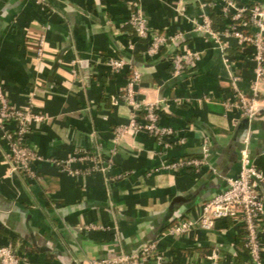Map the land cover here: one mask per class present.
<instances>
[{"label": "crops", "instance_id": "crops-1", "mask_svg": "<svg viewBox=\"0 0 264 264\" xmlns=\"http://www.w3.org/2000/svg\"><path fill=\"white\" fill-rule=\"evenodd\" d=\"M128 1L0 0V83L12 107L43 116L28 136L40 157L34 165L37 180L12 173L8 141L0 133V247L10 244L21 264H81L158 241L165 264L242 262V234L230 219L209 230L197 228L189 237L164 233L179 217L197 216L201 203L238 175L248 130L252 158L264 172V111L249 121L226 107L233 98V74L240 76V88L250 91L254 49L239 50L231 40L225 56L194 32L202 12L212 20L220 15L201 6L208 0H141L152 29L169 37L182 33L187 39L182 48L198 53L193 69L172 77L167 56L173 48L152 59L144 56L147 42L137 40L127 23ZM236 1L264 5V0ZM215 22L218 30L226 23ZM41 38L46 55L39 60ZM112 58L141 71V98L159 104L161 123L179 130L184 146L163 153L146 131L130 128L115 140V128L131 122L121 98L130 72L112 74L107 65ZM258 90L264 96V81ZM205 136L217 173L207 167L200 173L161 169L165 159L200 155ZM77 150L98 156L108 171L74 174L56 164Z\"/></svg>", "mask_w": 264, "mask_h": 264}, {"label": "built area", "instance_id": "built-area-1", "mask_svg": "<svg viewBox=\"0 0 264 264\" xmlns=\"http://www.w3.org/2000/svg\"><path fill=\"white\" fill-rule=\"evenodd\" d=\"M44 3L45 0H38ZM131 8L128 25L132 28L137 40L146 41L143 52L148 59L160 55L163 49L172 47L167 60L172 67V77H180L193 69L199 56L197 52L182 48L177 44L184 36L177 33L168 36L149 26V22L142 10L141 0H129ZM203 8L217 9L225 20L223 29L213 26L212 18L202 12L200 20L194 24V32L207 36L221 51L227 55L231 48V40L239 50L251 46L254 49L255 79L249 92L243 91L240 86V76L233 74L230 78L233 98L226 103L229 111L239 113L249 121L264 111V96L258 90V84L264 81V5L239 4L236 0H208L201 2ZM247 26L248 31L239 29ZM135 48V43L130 45ZM45 42L41 38L37 46V59L45 58ZM107 65L112 74H120L129 70L121 98L130 110V125L117 126L114 130L115 140H118L127 129L144 130L151 135L162 152L182 147L186 138L182 133L161 123L160 106L158 103H147L141 98V71L123 58H112ZM43 120V116L30 108L18 109L12 107L5 89L0 83V133L8 141V155L11 162L12 173L28 179L37 180L38 172L34 165L40 160L39 154L29 145L28 136L33 122ZM251 131L244 135L239 152L240 169L238 175L225 180V187L218 194L201 203L198 215L179 217L170 226L164 235L170 238L189 237L197 228L211 229L218 220L230 219L235 223L242 234L241 242L245 251L242 262L230 264H264V172L257 167L251 155ZM210 142L205 136L201 141V152L198 156H180L174 160L165 159L161 169L175 173L191 169L200 173L207 167L213 173L216 169L211 166ZM70 173L86 174L92 172H107L109 165L105 166L98 156L85 150H77L66 160L55 161ZM82 165L83 169L76 167ZM90 225L87 228H96ZM158 241L143 244L137 251L121 253L116 256L92 259L81 264H165L158 255ZM0 264H21V257L9 245L0 247ZM191 264V263H190Z\"/></svg>", "mask_w": 264, "mask_h": 264}, {"label": "trees", "instance_id": "trees-1", "mask_svg": "<svg viewBox=\"0 0 264 264\" xmlns=\"http://www.w3.org/2000/svg\"><path fill=\"white\" fill-rule=\"evenodd\" d=\"M215 17H216V19H213V20H212V21H213V26H214V27H215V24H216L215 21H220L221 18H223L221 15H215ZM215 28H216V27H215ZM239 29H241V30H243V31H248L247 26H240ZM186 40H187L186 37H183L181 40H179V41L177 42V44H183V43L186 42Z\"/></svg>", "mask_w": 264, "mask_h": 264}, {"label": "water", "instance_id": "water-1", "mask_svg": "<svg viewBox=\"0 0 264 264\" xmlns=\"http://www.w3.org/2000/svg\"><path fill=\"white\" fill-rule=\"evenodd\" d=\"M171 215V214H170Z\"/></svg>", "mask_w": 264, "mask_h": 264}]
</instances>
